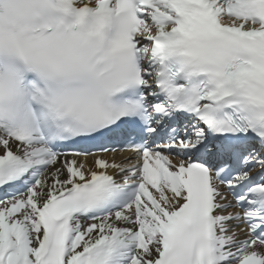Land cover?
Instances as JSON below:
<instances>
[{
	"label": "snow or ice",
	"instance_id": "snow-or-ice-1",
	"mask_svg": "<svg viewBox=\"0 0 264 264\" xmlns=\"http://www.w3.org/2000/svg\"><path fill=\"white\" fill-rule=\"evenodd\" d=\"M0 193V264H264V0H0Z\"/></svg>",
	"mask_w": 264,
	"mask_h": 264
},
{
	"label": "bare ground",
	"instance_id": "bare-ground-1",
	"mask_svg": "<svg viewBox=\"0 0 264 264\" xmlns=\"http://www.w3.org/2000/svg\"><path fill=\"white\" fill-rule=\"evenodd\" d=\"M119 158V157H118Z\"/></svg>",
	"mask_w": 264,
	"mask_h": 264
}]
</instances>
